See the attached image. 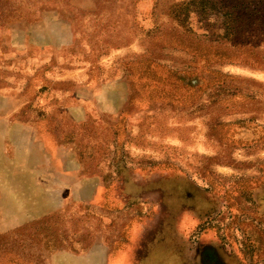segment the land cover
I'll use <instances>...</instances> for the list:
<instances>
[{
  "label": "rangeland",
  "instance_id": "1",
  "mask_svg": "<svg viewBox=\"0 0 264 264\" xmlns=\"http://www.w3.org/2000/svg\"><path fill=\"white\" fill-rule=\"evenodd\" d=\"M186 1L0 0V264H264V2Z\"/></svg>",
  "mask_w": 264,
  "mask_h": 264
},
{
  "label": "trees",
  "instance_id": "2",
  "mask_svg": "<svg viewBox=\"0 0 264 264\" xmlns=\"http://www.w3.org/2000/svg\"><path fill=\"white\" fill-rule=\"evenodd\" d=\"M238 2H240V4ZM263 2L264 0H237L235 3L232 1L225 2L224 0H188L180 4V10L184 11V13H190L195 11L192 9L194 7H197L198 10L203 12L207 11L208 9H217L222 12L225 18L226 35L237 36L238 34H245L252 31L254 26L252 25L253 22L260 18L256 17V13H253V11H256V4ZM182 11H179L178 13L180 14ZM244 29H246L245 32ZM197 50L198 48H195V51ZM198 52L200 53V51ZM201 55L205 57L204 59H209L207 58V55H209L208 51H203L200 56ZM201 72H205V70L201 69L199 70V73H195L194 75H197L200 78V74H202ZM197 82L198 80L191 84L192 91H197L200 89L201 86L197 85ZM180 87L183 88V86Z\"/></svg>",
  "mask_w": 264,
  "mask_h": 264
}]
</instances>
